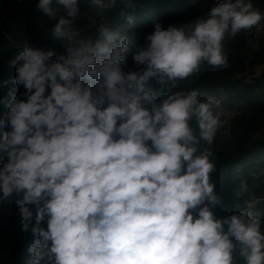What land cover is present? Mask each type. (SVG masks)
Returning <instances> with one entry per match:
<instances>
[{
    "label": "clouds",
    "instance_id": "9594fccd",
    "mask_svg": "<svg viewBox=\"0 0 264 264\" xmlns=\"http://www.w3.org/2000/svg\"><path fill=\"white\" fill-rule=\"evenodd\" d=\"M55 3L65 15L52 36L65 40V54L25 46L13 82L26 100L10 91L0 101V127L10 129L0 140V193L16 194L22 231L36 237L27 264H235L237 252L244 264H264L261 220L211 210L220 203L210 157L221 100L186 91L157 104L149 87L175 86L204 62L227 68L226 34L235 38L264 14L250 0H216L207 18L188 28L155 23L139 44L105 25L97 39L84 38L72 27L80 0ZM37 8L53 19L59 11L53 0ZM129 56L135 70L126 71ZM247 188L241 180L239 193Z\"/></svg>",
    "mask_w": 264,
    "mask_h": 264
},
{
    "label": "trees",
    "instance_id": "16d2710c",
    "mask_svg": "<svg viewBox=\"0 0 264 264\" xmlns=\"http://www.w3.org/2000/svg\"><path fill=\"white\" fill-rule=\"evenodd\" d=\"M38 2L0 0V49L14 41L10 53L0 50V101L10 100V91L26 100L22 95L25 89L13 82L16 76L14 62L26 44L27 47L65 54V40L52 36V28L65 15L64 9L53 0V7L59 11L55 19L49 18L37 8ZM250 2L254 9L264 14V0ZM215 3L216 0H132L134 6L126 7L124 0H118L113 7L99 9L90 7L87 0H80V15L72 27L80 31L82 37L88 38L89 29L95 25L91 31L95 30L101 18L99 13L104 11L105 26L112 31L120 30L129 37L135 35L137 42L143 44L146 36L153 33L155 23H160L164 29L169 26L188 28L198 20L207 18ZM129 16L132 18L131 24L126 18ZM222 43L229 65L227 68L213 67L204 62L197 73L176 82L175 86L172 82L162 86L153 81L149 87L159 92L157 104L170 94L186 91H197L201 101L208 97L221 100L222 118L226 119V123L216 132L210 157L215 166L210 173V182L215 184L220 203L211 210L217 218L250 210L254 218L261 220V231L264 233L263 201L252 209L236 207L237 204L264 197V70L250 81L243 80L241 76L244 69L264 60V40L253 42L251 29H248L239 32L235 38L226 34ZM128 69L135 70L130 56L125 70ZM6 112V105L0 103V120ZM191 126L196 127L194 122ZM8 130L0 127V140ZM204 148L201 142L198 154ZM5 161L6 157L0 153V167ZM241 180L248 185L242 195L239 193ZM17 198L14 193L12 197L4 199L0 193V264H27L32 258L28 248L36 237L30 229L28 232L22 231L15 203ZM42 226L47 227L46 223ZM234 255L235 264H244L238 252Z\"/></svg>",
    "mask_w": 264,
    "mask_h": 264
},
{
    "label": "built area",
    "instance_id": "2783aa9c",
    "mask_svg": "<svg viewBox=\"0 0 264 264\" xmlns=\"http://www.w3.org/2000/svg\"><path fill=\"white\" fill-rule=\"evenodd\" d=\"M99 16L101 18H100V21L97 24L95 30L91 31L92 30V28H91L88 31V33L90 32L88 38H91L93 40L98 38L99 26L105 25L104 11H101L99 13ZM251 39L253 42H258V41L264 40V22H260L258 25L251 28ZM24 44H26V43H24ZM13 45H14V41H11L8 45L4 46L0 50L3 51L4 53H10L13 50ZM26 46H28V44H26ZM263 70H264V60L262 62H260L259 64H256V65L254 64V65H251V66L247 67L246 69H244L241 76L243 77V80L250 81L251 79L258 77ZM221 121H222V123L220 124V127L225 124V119H221ZM262 201L264 202V197L257 199L253 202H248V203H244V204H237L236 207L249 209L248 206L250 205L251 206L250 209H252L258 202H262Z\"/></svg>",
    "mask_w": 264,
    "mask_h": 264
},
{
    "label": "rangeland",
    "instance_id": "374dc122",
    "mask_svg": "<svg viewBox=\"0 0 264 264\" xmlns=\"http://www.w3.org/2000/svg\"><path fill=\"white\" fill-rule=\"evenodd\" d=\"M90 24H91V23H90ZM221 119H225V118H222V117H221ZM225 123H226V119H225Z\"/></svg>",
    "mask_w": 264,
    "mask_h": 264
}]
</instances>
